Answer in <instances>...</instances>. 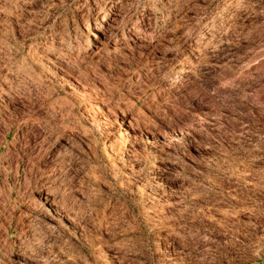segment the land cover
Segmentation results:
<instances>
[{"label": "rangeland", "instance_id": "1", "mask_svg": "<svg viewBox=\"0 0 264 264\" xmlns=\"http://www.w3.org/2000/svg\"><path fill=\"white\" fill-rule=\"evenodd\" d=\"M0 264H264V0H0Z\"/></svg>", "mask_w": 264, "mask_h": 264}, {"label": "bare ground", "instance_id": "2", "mask_svg": "<svg viewBox=\"0 0 264 264\" xmlns=\"http://www.w3.org/2000/svg\"><path fill=\"white\" fill-rule=\"evenodd\" d=\"M83 41H84V40H83ZM85 41H86V40H85ZM260 67H261V66H260ZM260 67H259V68H260ZM255 72H256V71H255ZM257 75H258V74H257ZM173 85H174V84H173Z\"/></svg>", "mask_w": 264, "mask_h": 264}]
</instances>
